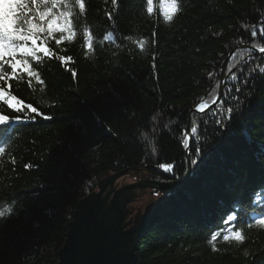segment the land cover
<instances>
[{"label":"trees","instance_id":"trees-1","mask_svg":"<svg viewBox=\"0 0 264 264\" xmlns=\"http://www.w3.org/2000/svg\"><path fill=\"white\" fill-rule=\"evenodd\" d=\"M16 2L0 0V29ZM23 2L34 37L0 35V264H56L102 176L143 167L179 183L187 158L132 264H264V0ZM231 51L217 104L193 111Z\"/></svg>","mask_w":264,"mask_h":264},{"label":"water","instance_id":"water-1","mask_svg":"<svg viewBox=\"0 0 264 264\" xmlns=\"http://www.w3.org/2000/svg\"><path fill=\"white\" fill-rule=\"evenodd\" d=\"M232 53L233 51L227 55V58ZM224 73L225 70L221 75ZM223 81L224 75L221 77L220 86ZM218 99L216 97L212 105H215ZM186 135L189 136V131H186ZM136 171L144 179L142 183L131 184L127 180L120 179L113 184L119 175L113 173H107L100 178L99 191L94 192L96 194L92 196L90 204L82 205L76 211L74 220L69 225L66 241L58 251L59 260L56 264H132L133 244L137 231L165 197L161 198L153 208H147L146 205L144 213H141V205L135 208V203L125 205V202L139 199L136 193L144 185L153 184L170 188L183 182L162 183L148 180L143 168H136ZM125 173L131 175L128 171Z\"/></svg>","mask_w":264,"mask_h":264},{"label":"snow or ice","instance_id":"snow-or-ice-1","mask_svg":"<svg viewBox=\"0 0 264 264\" xmlns=\"http://www.w3.org/2000/svg\"><path fill=\"white\" fill-rule=\"evenodd\" d=\"M32 2L35 3L36 0H32ZM77 2L79 3V0H77ZM116 2H117V0H113V3H116ZM79 6H80V8L82 10L85 7V5L83 3H79ZM24 8H25V4H24L23 0H17L16 3L9 4L7 6L8 11H6V13H5V23L3 25V28L0 29V35L5 37L9 41L14 40L16 37H18L20 40H24V41H27L30 37H34V34L36 32L35 25H32L29 22V28H28L27 33H23V32L20 31V26L17 23V21H18L17 10H23ZM21 14H22V11H21ZM52 29H53V24H49V26H48L49 34L51 33ZM253 35L255 36L256 33L253 32ZM40 50L45 52V53H47V49L46 48H41ZM20 51L22 53L26 54V55H33L34 54L33 49H29L28 47H25V46H20ZM15 66L16 65H13V67H15ZM25 67H27V65H25ZM260 72L264 73V68L260 69ZM240 91H241V89H239V88L236 89L237 93H239ZM9 106H11V105H9ZM240 107H242V105H240ZM17 111H19V109H17ZM32 111H35V109L33 108ZM231 111H232V109L229 108V112H231ZM228 119L230 120V117ZM10 122L11 121H9V118L7 116H0V126L7 125ZM216 125L218 126V128L222 132L226 131L227 128H228V124L223 122V121H221L220 119L216 120ZM192 131L195 132L196 129L192 128ZM184 147L185 148L189 147V144H188L187 140L185 141ZM2 151H3V149L0 148V152H2ZM201 152H202V149L198 147L196 149L197 157L200 156ZM190 163H191V165L194 166V165H196L198 163V160L197 159H193V160H191ZM171 169H172V166L168 165L167 167L164 168V171L170 172ZM233 219H234L233 216H229L228 217V221H232ZM257 223H259L261 226H264V219L258 220ZM237 237L241 238V237H239V233H237ZM224 239L227 240L228 237L225 236Z\"/></svg>","mask_w":264,"mask_h":264},{"label":"rangeland","instance_id":"rangeland-1","mask_svg":"<svg viewBox=\"0 0 264 264\" xmlns=\"http://www.w3.org/2000/svg\"><path fill=\"white\" fill-rule=\"evenodd\" d=\"M256 47V46H255ZM254 47V48H255ZM254 48H252V49H254ZM257 48V47H256ZM251 48L249 47V50H250ZM255 50V49H254ZM250 51H253V50H250ZM254 52V51H253ZM261 52V50H258V53H260ZM229 57H230V55H229ZM229 57L226 59V61L224 62V64H222V66H221V68H220V73L223 71V70H225L226 69V63H227V60L229 59ZM225 74V73H224ZM223 74V75H224ZM223 75H220V82H221V77H223ZM225 80V79H224ZM221 88H222V86H219V91L221 92ZM220 92L219 93H217V95L215 96V98L216 97H218L219 98V96H220ZM215 98H214V100H215ZM216 105V104H215ZM211 106H209L207 109H209ZM195 108H197V106H195L194 107V109ZM206 109V110H207ZM201 112H204L203 110L201 111ZM189 131V130H188ZM190 141H191V139H190V136H189V140H188V144L190 145ZM189 148V147H188ZM188 148H185L184 147V150H185V152H186V154H188ZM186 162H187V172H186V175H185V177L182 179V181L183 182H186V181H188L189 180V178H190V173L192 172V169L190 168V161H189V159L187 158L186 159ZM139 168H143V167H139ZM160 168H161V170L162 171H164V168H165V166H160ZM143 170L146 172V174H147V179L148 180H154V181H157V180H155V179H153V177L151 176V173H149L145 168H143ZM128 172H130L131 173V175L129 174V173H122V174H119L118 176H117V178L114 180V182H113V184H116L120 179L121 180H127V181H129L131 184H133V183H135V182H137V183H142L143 181H144V179H142L139 175H138V173H137V171H136V169H132V170H129ZM160 182V181H159ZM170 188H172V186H170ZM169 188H164V187H160V186H158V185H153V184H147V185H144L142 188H140V190L136 193V195H138V197H140L139 199H137V200H134V199H131V200H128V201H126L125 202V205H129V204H131V203H135L136 205H135V208H138L140 205L142 206L141 207V213H144V209H145V207H146V205H147V208H153L154 207V205L159 201V200H161V198H163V197H165L164 198V201L161 203V204H159L157 207H156V209L153 211V213L149 216V218L155 213V212H158L157 210H159V208H160V206L161 205H163L164 203H165V201H167V198L169 197V196H171L172 194L171 193H173V192H170V193H162L163 192V190H168ZM99 191V186H98V183H97V186H96V188H95V190H94V192H98ZM151 199H152V203H151ZM149 203H151V204H149ZM216 203V204H215ZM218 203H220V202H218V200H213V201H211V205L212 204H214L213 205V207H215V205H218ZM220 207H222V208H224V207H228V202L226 203V204H221V206ZM212 211V210H211ZM162 212V211H161ZM215 212V211H214ZM148 218V219H149ZM147 219V220H148ZM146 220V221H147ZM145 221V222H146ZM144 222V223H145ZM143 223V224H144ZM142 224V225H143ZM136 240V239H135ZM133 252H134V250H133Z\"/></svg>","mask_w":264,"mask_h":264},{"label":"clouds","instance_id":"clouds-1","mask_svg":"<svg viewBox=\"0 0 264 264\" xmlns=\"http://www.w3.org/2000/svg\"><path fill=\"white\" fill-rule=\"evenodd\" d=\"M141 136L144 137V138H146L147 134L142 132L141 133Z\"/></svg>","mask_w":264,"mask_h":264},{"label":"bare ground","instance_id":"bare-ground-1","mask_svg":"<svg viewBox=\"0 0 264 264\" xmlns=\"http://www.w3.org/2000/svg\"><path fill=\"white\" fill-rule=\"evenodd\" d=\"M221 217L224 216V214H219Z\"/></svg>","mask_w":264,"mask_h":264}]
</instances>
